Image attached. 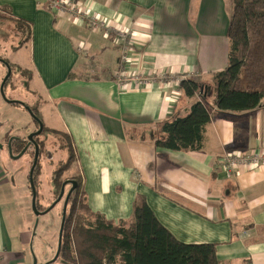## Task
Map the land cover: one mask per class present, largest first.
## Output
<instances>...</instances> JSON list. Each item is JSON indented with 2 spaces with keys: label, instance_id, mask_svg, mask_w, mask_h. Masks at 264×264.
Returning a JSON list of instances; mask_svg holds the SVG:
<instances>
[{
  "label": "crops",
  "instance_id": "0c3cea01",
  "mask_svg": "<svg viewBox=\"0 0 264 264\" xmlns=\"http://www.w3.org/2000/svg\"><path fill=\"white\" fill-rule=\"evenodd\" d=\"M78 1L132 31V72L187 75L204 86L212 120L201 150L158 148L160 125L187 116L201 93L187 97L181 82L120 89L113 81L120 57L114 39L55 15L44 0H0V8L30 27L29 40L15 50H30L23 72L30 77L38 120L51 135L67 139L51 146L39 138L43 151L52 147L55 161L63 157L59 150L67 153L55 171L67 164L71 148L75 160L62 176L76 169L68 174H78L94 213L130 222L142 201L178 241L214 245L218 264H264V166L229 174L222 165L225 152L264 149V105L244 114H223L213 105L212 78L229 64L232 1ZM0 122V138L28 137L12 136L13 125L2 114ZM13 142L17 156L20 141ZM2 147L0 264H32L31 162L15 161Z\"/></svg>",
  "mask_w": 264,
  "mask_h": 264
},
{
  "label": "trees",
  "instance_id": "16d2710c",
  "mask_svg": "<svg viewBox=\"0 0 264 264\" xmlns=\"http://www.w3.org/2000/svg\"><path fill=\"white\" fill-rule=\"evenodd\" d=\"M231 1L232 14L227 28L229 64L212 78L213 105L223 114H244L264 105V0ZM17 21L30 35V27L22 20ZM182 89L189 98L201 93L202 100L193 103L187 116L173 117L162 123L161 138L155 143L158 148L171 151L201 150L205 127L211 123L212 113L206 104L205 92H199L201 88L196 81H183ZM32 111L39 118L38 112L33 108ZM69 149V161L59 173L75 160L73 150ZM59 183L54 175V184L60 186ZM76 190L68 207L61 244L59 258L64 263L218 264L214 245L178 241L145 202L135 205L130 222L115 223L94 213L86 199L81 204L78 198L79 194H84L81 185ZM79 209L84 213L80 214Z\"/></svg>",
  "mask_w": 264,
  "mask_h": 264
},
{
  "label": "rangeland",
  "instance_id": "374dc122",
  "mask_svg": "<svg viewBox=\"0 0 264 264\" xmlns=\"http://www.w3.org/2000/svg\"><path fill=\"white\" fill-rule=\"evenodd\" d=\"M29 32L27 28L22 25L21 22L17 21L8 10L0 8V58L1 60H8L10 67L12 68L13 73L11 74L12 77L10 78V82L4 86V94L7 100L12 101H21L26 103L30 108L34 109L36 107V103L34 102L35 94L31 90V86H28L30 83V77L27 74H24L23 70L28 68L29 54L30 50L28 48H23L21 51H17L21 45L26 43L29 40ZM23 64V65H22ZM5 73V69L3 66L0 68V86L3 81V74ZM32 111V110H31ZM2 114V119L7 121V124L13 125L11 134L17 135L20 134L22 136H28L32 134V130L38 131V126L36 125L35 119L20 105L17 104H10L7 101L3 100V97L0 92V115ZM27 123V125H26ZM1 122H0V129H1ZM28 126V127H26ZM32 132V133H31ZM10 136H5L4 138H0L2 140V144L7 147V140H9ZM39 138L45 142V144L49 145L52 143L51 146H54V142L60 141L67 143V139L60 136L51 135V133L45 132L39 135ZM55 139V140H54ZM58 139V140H57ZM57 140V141H56ZM37 143L38 140L36 139ZM45 151V150H44ZM42 152L40 155L39 160V170L34 175V180L37 190V205L40 211L46 210V208L50 207L53 202L56 200L57 195H59L62 189V183H66L69 180H77L80 181V178L77 173L73 176L71 171L76 170L72 168L71 171H67L65 175L62 174L66 171H62L59 173L57 170L58 165L60 164V159H66L67 153H63L62 150H59L60 154L63 155L59 161H55L53 159V155L55 152L51 149L48 151ZM21 152V151H20ZM19 159L21 164H25L24 160H29L30 168L33 164L34 159V150L26 153ZM53 159V160H51ZM62 165V164H61ZM36 168V170H37ZM55 172H54V171ZM75 172V171H74ZM57 173V175H56ZM60 174V175H59ZM54 175L57 177L61 183L60 186L54 184ZM69 175V176H67ZM67 176V177H65ZM71 185L68 184L66 190L70 188ZM66 191V192H67ZM32 196V194H31ZM30 196V197H31ZM79 202L82 204L84 203L85 197L82 194L78 196ZM142 202V201H141ZM138 201L136 204H142ZM32 197H31V210H32ZM62 206L57 205L55 208L46 214L39 217L38 221L34 214V224L32 227V233L34 232L35 221L38 222L37 229H36V236H35V243L31 245L34 255L37 259V264H45L49 260L53 259L57 251V244L59 240V233L62 223ZM69 212V209H68ZM83 211L79 209V213L81 214ZM84 213V212H83ZM68 214V213H67ZM65 235V233H64ZM32 257V264H34V257ZM54 264H66L60 258ZM68 264V263H67Z\"/></svg>",
  "mask_w": 264,
  "mask_h": 264
},
{
  "label": "built area",
  "instance_id": "2783aa9c",
  "mask_svg": "<svg viewBox=\"0 0 264 264\" xmlns=\"http://www.w3.org/2000/svg\"><path fill=\"white\" fill-rule=\"evenodd\" d=\"M48 4L49 11L57 16H67L71 22L86 23L94 32H103L106 37L112 38L120 49L118 69L113 75V81L120 89L146 88L154 84L169 85L182 83L189 79L187 75H174L168 72L152 73L144 69L132 72L129 68L131 63L130 55L134 53L133 33L129 29L118 28L106 20L94 14L88 7H83L78 0H44ZM223 168L227 173L237 170H254L264 166V149L248 152L230 151L225 152Z\"/></svg>",
  "mask_w": 264,
  "mask_h": 264
},
{
  "label": "water",
  "instance_id": "95a60500",
  "mask_svg": "<svg viewBox=\"0 0 264 264\" xmlns=\"http://www.w3.org/2000/svg\"><path fill=\"white\" fill-rule=\"evenodd\" d=\"M1 61V60H0ZM6 68H7V74L6 77L3 79L2 81V84L0 86V92H1V95L3 97V100L7 101V103H10V104H17V105H20L22 107L25 108V110L35 119V123H38V126H39V129L38 131L32 133V134H29L28 137L26 138V140H23V139H19L18 137H13L9 140L8 144H7V148L8 149V152L10 154V157L12 159H20L22 158L27 152H30L32 151V149L34 150V161H33V164H32V167L29 171V182H30V187H31V191H32V210L37 218V221L39 219L40 216L42 215H46L48 214L52 208H55V206H57L61 200L63 199V195H65V188L68 184H71L72 185V189L68 192V194H66V199H65V202H64V208H63V215H62V223H61V228H60V232L59 233V240H58V244H57V251H56V254L55 256L53 257V259L51 261H48L47 263L45 264H54L56 261H58L61 257V250H62V246L61 244H63V232H64V227H65V220H66V217H67V207H68V203H69V199H70V195L73 194V192L75 191L76 187H77V182L76 181H66V183H63V186H62V189H61V192H60V195H58V198L53 202V204L46 208V210H42L40 211L38 205H37V190H36V185L35 184V180H34V175H35V171H36V168L39 164V160L40 159V148H39V143H37L36 141V138L39 137L40 134L43 133V130H44V126H43V123L40 122V120H38V117H36V115L34 114L33 111H31L32 109L30 107H28L25 103L21 102V101H12V100H7L6 99V96L4 94V86H6L7 82L9 81V79L12 77V68L10 67V65H6ZM201 90H204V86H200ZM15 140H18L22 143H26V146L23 147V150L17 155V156H14V153H13V141ZM0 148H3L2 147V144H0ZM35 221V226H34V232L32 233L33 234V237L36 236V229H37V225H38V222ZM31 247V246H30ZM31 252H32V256L34 257V264H37V259L36 256L34 255V252H33V249L31 247Z\"/></svg>",
  "mask_w": 264,
  "mask_h": 264
},
{
  "label": "flooded vegetation",
  "instance_id": "af4514ba",
  "mask_svg": "<svg viewBox=\"0 0 264 264\" xmlns=\"http://www.w3.org/2000/svg\"><path fill=\"white\" fill-rule=\"evenodd\" d=\"M0 60H1V58H0ZM7 63L9 64V62H8V60H1L0 61V68H1V66H3V68L5 69V73L3 74V79L6 77V75L5 74H7V68H6V65H7ZM10 80L11 79H9V81H8V83L10 82ZM38 139H39V137H37ZM36 138V139H37ZM26 140V139H25ZM9 141V140H8ZM38 142H39V148H41L42 149V152H43V148H42V146H43V142L42 141H39L38 140ZM8 143V142H7ZM14 143V142H13ZM13 143H12V145H13ZM18 146H22L21 147V151L23 150V147H25L26 146V143H22V142H19V144H18ZM13 148H14V145H13ZM69 181H76L77 182V187H76V189L78 188V185H80V183H78V182H80V181H77V180H74V179H72V180H69ZM65 183V182H64ZM63 184V183H62ZM69 185H71V184H69ZM63 186V185H62ZM68 186V185H67ZM66 186V187H67ZM72 189V185L70 186V188L68 189V191L66 190V188H65V195H63L64 197H63V199L61 200V202L58 204V205H60L61 204V206H62V215H63V208H64V202H65V199H66V194H68V192L70 191ZM75 189V191L73 192V194L72 195H70L71 197H70V199H69V203H68V207H70V204H71V202H72V200H73V195H75V192L77 191ZM67 191V192H66ZM61 192V191H60ZM59 195H60V193H59ZM57 198H58V195H57ZM56 198V199H57ZM67 207V213H68V208Z\"/></svg>",
  "mask_w": 264,
  "mask_h": 264
}]
</instances>
